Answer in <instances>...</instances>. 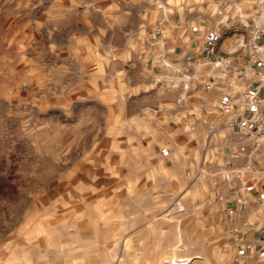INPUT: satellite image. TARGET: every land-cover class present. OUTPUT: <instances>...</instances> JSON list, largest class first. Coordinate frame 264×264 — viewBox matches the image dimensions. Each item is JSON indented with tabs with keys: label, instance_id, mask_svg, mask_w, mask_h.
<instances>
[{
	"label": "rangeland",
	"instance_id": "1",
	"mask_svg": "<svg viewBox=\"0 0 264 264\" xmlns=\"http://www.w3.org/2000/svg\"><path fill=\"white\" fill-rule=\"evenodd\" d=\"M200 2L0 0V192L28 216L0 264H240L227 187L197 165L209 123L171 120V85L141 69Z\"/></svg>",
	"mask_w": 264,
	"mask_h": 264
},
{
	"label": "crops",
	"instance_id": "2",
	"mask_svg": "<svg viewBox=\"0 0 264 264\" xmlns=\"http://www.w3.org/2000/svg\"><path fill=\"white\" fill-rule=\"evenodd\" d=\"M254 1L262 2L263 0H243V3L249 4ZM226 2V0H207L205 6H202L200 2V5L198 3L194 4L195 6H185L182 7L183 9L176 7L172 12L169 11L167 17L159 23L157 33L150 35V37L158 36L161 43L154 45V49L147 47L143 54L141 53L143 72H150L154 74V77H158L157 83L166 81L170 86V79L158 61L160 52L164 51L175 64H182L185 60H194L207 55L219 56L230 51L232 49L231 34L236 27L226 28L222 22L224 18L212 12L217 5ZM201 7L212 11L207 13L206 17L205 14L201 16L197 12ZM192 9L197 10L191 12ZM162 43H164L163 46ZM175 81L179 84L176 87L171 85L163 90V85L166 83L159 85V88L163 90L160 91V94H164L161 95L163 97H166V92L174 91L172 107L167 108L171 120L184 117L186 114L191 115L188 120L189 126L195 130L193 133L199 132V125L203 122L207 125L209 123L208 126L211 128L213 124L221 121L212 108V101L216 97L214 93L207 94L200 89L188 94L187 101L180 105L177 99L186 91L183 89L182 81ZM162 104L164 103H161V107L164 106ZM224 133L233 143L235 137L228 129L219 136H214L212 142L215 143L214 140L221 139ZM236 150L242 151L246 156L233 162L245 165L248 162L249 149H216L215 146H205L200 149L201 156L197 165L210 170L212 168L213 173V170L221 169L227 161L232 159V154ZM255 162L258 163L255 171L250 172L248 177L237 179L233 183L226 182L222 174V177L217 174L220 184L227 187L224 192L228 213L231 214L234 220L232 221L237 227V247L239 251H242L238 258L240 264H264V156L259 155L255 158ZM1 171L3 173V169ZM2 173H0V189L6 184ZM27 217V213L23 212L20 193L0 192V260L3 258V251L16 248L15 244L20 241L23 222Z\"/></svg>",
	"mask_w": 264,
	"mask_h": 264
},
{
	"label": "built area",
	"instance_id": "3",
	"mask_svg": "<svg viewBox=\"0 0 264 264\" xmlns=\"http://www.w3.org/2000/svg\"><path fill=\"white\" fill-rule=\"evenodd\" d=\"M217 5L226 28L236 27L231 34L232 49L219 56H205L185 60L175 64L164 51L158 54V61L166 71L171 85L183 82L184 95L177 99L178 104L187 101L188 94L202 89L214 93L212 108L221 118L208 131L207 147L216 149H249L248 162L235 164L246 156L242 151H234L232 159L219 169L225 181L233 183L248 177L257 169L255 158L264 156V0L244 4L243 0H226ZM150 45L161 43V39H150ZM164 43H162V46ZM226 129L235 137L233 143L223 134Z\"/></svg>",
	"mask_w": 264,
	"mask_h": 264
},
{
	"label": "bare ground",
	"instance_id": "4",
	"mask_svg": "<svg viewBox=\"0 0 264 264\" xmlns=\"http://www.w3.org/2000/svg\"><path fill=\"white\" fill-rule=\"evenodd\" d=\"M175 255V254H174ZM188 255V254H187ZM176 257V256H175ZM187 257V256H186ZM179 258V259H174L175 261L171 264H189V258ZM174 258V257H173ZM169 260V259H168ZM109 264V263H108ZM161 264V263H160Z\"/></svg>",
	"mask_w": 264,
	"mask_h": 264
}]
</instances>
